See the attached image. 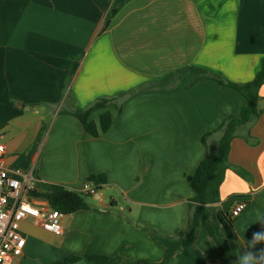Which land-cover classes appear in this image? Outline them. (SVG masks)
I'll return each mask as SVG.
<instances>
[{
	"label": "crops",
	"instance_id": "crops-1",
	"mask_svg": "<svg viewBox=\"0 0 264 264\" xmlns=\"http://www.w3.org/2000/svg\"><path fill=\"white\" fill-rule=\"evenodd\" d=\"M120 6V7H119ZM107 29L104 20L113 8ZM264 58V0H0V142L3 165L37 184L90 196V209L64 215L62 235L20 223L22 255L11 264H53L89 253L156 263L163 247L143 229L184 237L194 193L186 180L244 98L213 77L242 84ZM202 69L208 79L177 71ZM168 77V78H167ZM166 81V83H163ZM264 109V85L258 90ZM102 98L108 130L92 137L72 115ZM219 203L206 210L230 264L264 231V113L230 142ZM234 168L251 177L246 181ZM95 189L94 194L84 187ZM49 207L38 186L29 194ZM119 197V200L117 198ZM236 239L217 212L230 213ZM169 264H224L203 227Z\"/></svg>",
	"mask_w": 264,
	"mask_h": 264
},
{
	"label": "trees",
	"instance_id": "trees-1",
	"mask_svg": "<svg viewBox=\"0 0 264 264\" xmlns=\"http://www.w3.org/2000/svg\"><path fill=\"white\" fill-rule=\"evenodd\" d=\"M119 7H115L108 12L102 26V31L107 29L111 22L112 15L117 13ZM184 71L191 72L194 75V81L192 84L199 80L209 78L206 76L204 70L194 67H187L184 70H179L177 71V74L181 75ZM213 78L238 92L244 98L245 105L239 116H226L218 128L204 134L201 139L202 144L207 146V138L215 133H220L218 140L210 147L208 146L205 157L197 165L194 173L186 178L194 196L188 202L191 214L188 219L185 236H163L153 229L144 227L143 229L149 233L151 238L158 245L163 247L162 259L156 263L137 262L118 256L110 257L103 254L89 253L82 256L70 255L63 261L55 262L53 264H169L172 257L179 250L185 247H190L194 244L196 231L200 227H203L206 230L208 237L216 246L219 255L222 257L224 264H230L221 241L216 235L214 228L207 220L206 210L208 206L219 203V186L223 181L225 171L228 168H232L227 162L230 142L236 136V133L240 128L254 122L262 113H264V109L259 107V103L262 99L258 95L259 88L264 85V58L261 60L260 70L255 75L254 79L249 82L242 84L231 83L225 81L219 75H216ZM163 83H166V81ZM113 100L114 98L99 99L86 109H75L72 112V115L79 120L86 133L92 137H98L100 133L106 132L110 127L111 115L108 111H104L99 116L98 129L94 122L89 120L90 114L96 110L104 109L106 106L111 105L112 102H114ZM234 171L242 179L251 181L250 175L242 169L234 168ZM37 186L45 191L47 203L53 210L69 215L80 210L90 209L84 198L85 195L81 192L69 190L60 185L39 183ZM217 220L222 226L225 236L229 239L235 240L236 234L233 229V218H231L230 213H223L219 210L217 212Z\"/></svg>",
	"mask_w": 264,
	"mask_h": 264
},
{
	"label": "built area",
	"instance_id": "built-area-1",
	"mask_svg": "<svg viewBox=\"0 0 264 264\" xmlns=\"http://www.w3.org/2000/svg\"><path fill=\"white\" fill-rule=\"evenodd\" d=\"M4 146L0 142V264H11L20 257L25 240L20 233V223L30 221L34 226L62 235L61 221L65 214L44 206H36L29 194L37 187L32 172L10 171L3 165ZM84 192L94 194L95 189L84 187ZM245 208L243 202L230 211L236 218Z\"/></svg>",
	"mask_w": 264,
	"mask_h": 264
},
{
	"label": "clouds",
	"instance_id": "clouds-1",
	"mask_svg": "<svg viewBox=\"0 0 264 264\" xmlns=\"http://www.w3.org/2000/svg\"><path fill=\"white\" fill-rule=\"evenodd\" d=\"M259 242H264V231L255 232L252 235L251 245L254 248ZM238 264H264V249L245 252L239 259Z\"/></svg>",
	"mask_w": 264,
	"mask_h": 264
},
{
	"label": "rangeland",
	"instance_id": "rangeland-1",
	"mask_svg": "<svg viewBox=\"0 0 264 264\" xmlns=\"http://www.w3.org/2000/svg\"><path fill=\"white\" fill-rule=\"evenodd\" d=\"M84 198H85L87 201H90V199H91L90 196H84ZM117 200H119V197L117 198Z\"/></svg>",
	"mask_w": 264,
	"mask_h": 264
}]
</instances>
